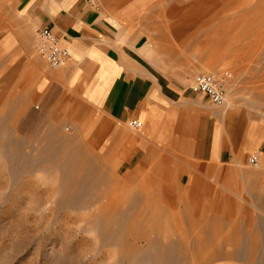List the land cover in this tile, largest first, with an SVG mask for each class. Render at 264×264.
Returning <instances> with one entry per match:
<instances>
[{
    "label": "rangeland",
    "instance_id": "rangeland-1",
    "mask_svg": "<svg viewBox=\"0 0 264 264\" xmlns=\"http://www.w3.org/2000/svg\"><path fill=\"white\" fill-rule=\"evenodd\" d=\"M156 7L165 65L216 74L225 108H264V0ZM16 90L0 83V264H264V225L242 194L143 189L63 109Z\"/></svg>",
    "mask_w": 264,
    "mask_h": 264
},
{
    "label": "crops",
    "instance_id": "crops-1",
    "mask_svg": "<svg viewBox=\"0 0 264 264\" xmlns=\"http://www.w3.org/2000/svg\"><path fill=\"white\" fill-rule=\"evenodd\" d=\"M156 4L0 0V83L43 110L63 109L98 156L151 185L143 189L242 194L264 225V108L215 105L165 65L152 34ZM38 27L68 50L62 66L38 54Z\"/></svg>",
    "mask_w": 264,
    "mask_h": 264
},
{
    "label": "built area",
    "instance_id": "built-area-1",
    "mask_svg": "<svg viewBox=\"0 0 264 264\" xmlns=\"http://www.w3.org/2000/svg\"><path fill=\"white\" fill-rule=\"evenodd\" d=\"M88 1L92 4L97 2V0ZM37 36L38 54L45 57L51 67L57 68L62 66L69 57V52L62 45L61 40L55 32L49 27H38ZM191 88L196 93L205 94L215 105L224 106L226 104V89L224 83L216 74H197L193 79ZM128 125L134 129L141 127V123L138 120H132ZM251 163L257 165L258 157L256 155L251 158Z\"/></svg>",
    "mask_w": 264,
    "mask_h": 264
},
{
    "label": "bare ground",
    "instance_id": "bare-ground-1",
    "mask_svg": "<svg viewBox=\"0 0 264 264\" xmlns=\"http://www.w3.org/2000/svg\"><path fill=\"white\" fill-rule=\"evenodd\" d=\"M217 241V240H216ZM231 253V252H230ZM230 253H229V255H230ZM232 255V254H231ZM212 260H207L208 262V264H211V263H213L216 259H217V255L215 254V253H213V256H212V258H211Z\"/></svg>",
    "mask_w": 264,
    "mask_h": 264
}]
</instances>
